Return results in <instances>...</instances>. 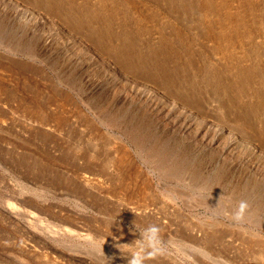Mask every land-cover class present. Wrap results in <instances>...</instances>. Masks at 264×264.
I'll use <instances>...</instances> for the list:
<instances>
[{"label": "rangeland", "instance_id": "374dc122", "mask_svg": "<svg viewBox=\"0 0 264 264\" xmlns=\"http://www.w3.org/2000/svg\"><path fill=\"white\" fill-rule=\"evenodd\" d=\"M150 225L145 264H264V0H0V264H128Z\"/></svg>", "mask_w": 264, "mask_h": 264}, {"label": "bare ground", "instance_id": "6f19581e", "mask_svg": "<svg viewBox=\"0 0 264 264\" xmlns=\"http://www.w3.org/2000/svg\"><path fill=\"white\" fill-rule=\"evenodd\" d=\"M16 12L21 14V16L29 21V20H34L37 23H47L50 28H57L62 30V27H60L56 22H54L48 15H46L44 12H38V11H33L30 8H19V6H15ZM63 31V30H62ZM63 35L66 37V43L69 46L70 53L72 55H78L80 57H84L85 54L89 56L90 59L95 61V63L102 64L103 66L106 67L107 71L109 73L115 74L118 76L120 79L126 82L131 88H139L138 86L144 88L145 91H148L152 93L155 97L156 100H162L164 104L168 105L170 109L174 110L177 112V110L182 113V111H187L188 113L192 115H199V117H204L201 114H199L196 110H194L192 107L188 106V104L182 102L177 98L174 94L171 92L168 94V92H164L163 90H160L156 86L149 85L145 82L138 81L137 78L130 76L128 73L122 71L120 68H118L116 65H114L110 59L105 56L102 52H99L95 48H93L90 44H88L86 41L81 40V38H77L74 34L70 35L67 34L66 32H63ZM87 58L88 60H90ZM113 77V76H112ZM174 95V96H173ZM140 97V96H139ZM140 101L141 97H140ZM186 102V101H185ZM207 118V117H204ZM203 119V118H202ZM231 133L234 134L233 131H230Z\"/></svg>", "mask_w": 264, "mask_h": 264}, {"label": "clouds", "instance_id": "9594fccd", "mask_svg": "<svg viewBox=\"0 0 264 264\" xmlns=\"http://www.w3.org/2000/svg\"><path fill=\"white\" fill-rule=\"evenodd\" d=\"M249 205L246 201H240L237 209L232 213L231 218L240 223L244 219V215ZM227 215V213H225ZM141 238L132 242V246L125 249L117 244L116 247L121 252L128 251V264H145L148 259H154L158 255L163 254V247L159 237V228L155 225H150L140 232Z\"/></svg>", "mask_w": 264, "mask_h": 264}]
</instances>
